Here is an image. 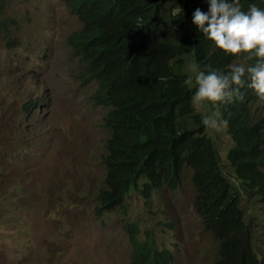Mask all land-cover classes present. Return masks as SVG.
I'll return each instance as SVG.
<instances>
[{
  "label": "rangeland",
  "instance_id": "1",
  "mask_svg": "<svg viewBox=\"0 0 264 264\" xmlns=\"http://www.w3.org/2000/svg\"><path fill=\"white\" fill-rule=\"evenodd\" d=\"M0 7V264H132L134 243L122 218L171 249L173 264H215L218 241L197 213L191 168L176 190L163 186L150 198L134 190L126 210L99 216L111 130L108 108L92 101L97 84L81 83L84 65L68 44L81 23L62 0ZM253 104L263 109L264 126V98ZM194 107L202 117L214 110ZM207 130L231 176L227 126ZM243 199L263 246L264 195Z\"/></svg>",
  "mask_w": 264,
  "mask_h": 264
},
{
  "label": "trees",
  "instance_id": "2",
  "mask_svg": "<svg viewBox=\"0 0 264 264\" xmlns=\"http://www.w3.org/2000/svg\"><path fill=\"white\" fill-rule=\"evenodd\" d=\"M62 1L81 23L68 38L84 64L81 82H96L92 100L109 109L106 126L111 137L99 215L119 207L126 210V198L133 190L150 198L163 186L177 189L183 169L191 168L197 187L195 206L219 240L215 264H264V249L255 245L253 225L240 206L242 190L231 181L236 173L248 193L250 181L264 188V179L255 170L264 164L263 133L256 128L246 135L242 115L220 108L236 140L228 153L233 172L228 176L202 116L193 108L194 88L183 84L190 56L205 71H226L232 59L192 23L196 8L208 10L207 0ZM240 2L244 10L250 3L264 7V0ZM179 8L182 12L174 15ZM1 17L0 12V29L6 26ZM246 90L241 89L242 97ZM237 104L239 99L229 109ZM125 226L134 243L132 264H173L172 250L158 246L151 235L140 240L135 222Z\"/></svg>",
  "mask_w": 264,
  "mask_h": 264
},
{
  "label": "clouds",
  "instance_id": "3",
  "mask_svg": "<svg viewBox=\"0 0 264 264\" xmlns=\"http://www.w3.org/2000/svg\"><path fill=\"white\" fill-rule=\"evenodd\" d=\"M207 3V11H202L200 8L194 10L192 14V23L196 26L197 31L202 32L215 47L223 50L226 55H232V59L227 65L226 71H221L215 68L205 71L197 67L192 56L188 58L186 66L187 73L189 74V66H191L192 69L191 74L186 76L183 84L194 88L193 108L196 111V108L194 107L195 101L199 103H207L214 109L210 114H206L202 117V124L206 128L219 131L226 125L228 132L233 138L227 120L222 118L221 113H223V111L219 112L216 110L223 106L222 108H225L228 112H239L242 115V119L247 126V128L243 130L246 135L252 133L254 129L260 128L264 136V126L261 125V119L259 116L263 109L253 104L258 97L264 98V7H258L255 3H250L247 9L244 10L241 7L240 0H207ZM177 11L182 12L181 8L178 10L174 9L173 14L175 15ZM4 22L6 25V20H4ZM233 57L242 62L232 64ZM245 86L247 90L242 97L241 89ZM251 90L254 94L253 97L250 96ZM238 99L239 104H237L235 108L229 109V106ZM233 140L235 143L236 140L234 138ZM262 147H264V142ZM261 166L260 169L255 170L259 174L258 178L264 179V164H261ZM234 175L231 177V181L235 182L242 190L240 206L246 210L243 197L251 198L252 194L264 195V188H260L255 181H250L252 191L248 193L240 186L236 173ZM195 188L197 194L196 184ZM124 213H126V211ZM197 213L200 214L198 209ZM246 215L247 213L245 211V219ZM99 216L102 217L101 215ZM122 220L124 223L128 222L125 218H122ZM124 227L127 230L125 224ZM138 228L139 239L142 241L147 240L148 237L142 238L140 236L141 229L140 227ZM207 230L210 231L208 228ZM129 235L132 241L131 234L129 233ZM256 239L255 236L254 242L255 245L258 246L259 244H257ZM217 241L219 240L217 239ZM258 249L263 250L264 245L261 248L258 247Z\"/></svg>",
  "mask_w": 264,
  "mask_h": 264
}]
</instances>
